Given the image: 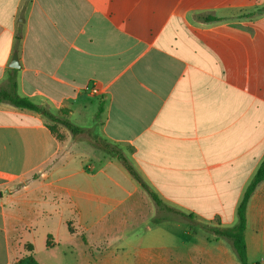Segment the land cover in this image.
<instances>
[{"label":"crops","instance_id":"crops-1","mask_svg":"<svg viewBox=\"0 0 264 264\" xmlns=\"http://www.w3.org/2000/svg\"><path fill=\"white\" fill-rule=\"evenodd\" d=\"M13 71L21 96L122 149L167 209L118 160L0 103V264L25 255L16 238L39 264H240L207 228L236 224L264 159V0H0V88ZM245 236L264 264V182ZM73 237L94 251H63Z\"/></svg>","mask_w":264,"mask_h":264},{"label":"trees","instance_id":"trees-1","mask_svg":"<svg viewBox=\"0 0 264 264\" xmlns=\"http://www.w3.org/2000/svg\"><path fill=\"white\" fill-rule=\"evenodd\" d=\"M205 21H213L215 18L206 17L203 18ZM0 103H8L16 108L29 110L38 114L43 115L52 125L50 126L53 133L57 135L59 140H63V137L57 131V127H63L73 139H85L90 142V146L93 148L94 152L99 151L104 154L102 158H112L118 160L128 171V173L147 191L155 204L163 209H167L159 197L141 180V177L135 167L131 164L125 153L117 145L109 142L108 140L96 136L92 133L91 128H84L78 126L67 119V110H62V115L57 116L50 111L47 106H41L34 103L27 97H23L18 92V82L16 71L8 77V80L4 87L0 88ZM103 111L102 104H100L97 118L101 115ZM264 182V159L261 162L258 170L247 186L243 198L237 209V222L230 229H220V228H207L209 231L213 232L217 237L227 239L235 251L240 264H249L248 259V249L246 242V229H247V208L250 199L255 194L258 186ZM180 216H185L182 212H177ZM189 219H193V216H189ZM160 220V219H159ZM164 220V218L162 219ZM47 246L50 247V237L47 240ZM15 264H39L35 258L34 248L31 244L27 243L25 246V255L18 259Z\"/></svg>","mask_w":264,"mask_h":264},{"label":"rangeland","instance_id":"rangeland-1","mask_svg":"<svg viewBox=\"0 0 264 264\" xmlns=\"http://www.w3.org/2000/svg\"><path fill=\"white\" fill-rule=\"evenodd\" d=\"M88 118V117H87ZM57 127V131L60 133V135L64 138H66L67 136H65L66 134V130L63 128V127ZM91 128L92 130V133L96 136H98L97 134V130L95 128V125L89 127ZM75 140L77 143H79L82 147H85V149H89L90 151H94L93 148L90 146V142L88 140H85V139H73ZM95 153V156L99 159V158H102L104 156L103 153L99 152V151H96L94 152ZM79 163L80 161L77 159V160H74L72 161V163L65 167L64 168V172H72V171H75L78 166H79ZM69 229L71 232H73L74 234H78V235H81L82 237L85 238V235L84 233H77L78 231L75 229V227L69 225ZM47 232L48 230L46 229V227H42V226H38L37 228H34V231H32L31 235L33 236V238L36 240V242H41L43 241L45 238H46V235H47ZM140 234V229L139 228H135V226H133L132 228L126 230V240L129 241L130 244H135V242L137 241L138 239V236ZM62 236V235H61ZM86 236L90 237L91 236V233L88 232L86 234ZM114 236V235H113ZM68 239L70 236H68ZM15 243H19L21 245V247L23 246L24 247V250H25V246L26 244L23 243L19 238H16L14 240ZM138 242V241H137ZM138 244V243H137ZM89 246L85 245V244H82V238L81 237H73L72 238V242H69V240L65 239V244H64V247L62 248L63 251H66V252H74L75 254H81V253H87L89 251H94V249L92 250L90 247H91V244H88ZM117 248V245H104L103 247V250H106V249H116Z\"/></svg>","mask_w":264,"mask_h":264},{"label":"water","instance_id":"water-1","mask_svg":"<svg viewBox=\"0 0 264 264\" xmlns=\"http://www.w3.org/2000/svg\"><path fill=\"white\" fill-rule=\"evenodd\" d=\"M11 67L14 69L20 68L17 53L13 57V63L11 64ZM6 193H9V191H6ZM0 196H2V193H0Z\"/></svg>","mask_w":264,"mask_h":264},{"label":"built area","instance_id":"built-area-1","mask_svg":"<svg viewBox=\"0 0 264 264\" xmlns=\"http://www.w3.org/2000/svg\"><path fill=\"white\" fill-rule=\"evenodd\" d=\"M90 94L93 95V96H96V95H100V90L99 88L97 87V85L93 84L90 88Z\"/></svg>","mask_w":264,"mask_h":264}]
</instances>
